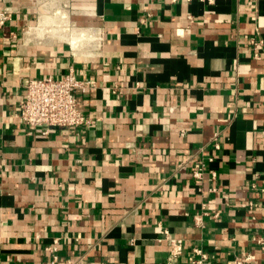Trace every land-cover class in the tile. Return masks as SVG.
Here are the masks:
<instances>
[{"label":"crops","instance_id":"crops-1","mask_svg":"<svg viewBox=\"0 0 264 264\" xmlns=\"http://www.w3.org/2000/svg\"><path fill=\"white\" fill-rule=\"evenodd\" d=\"M0 9V264H44L56 237L77 264H194L195 248L202 264H264V46L250 43L264 45V0ZM70 69L95 81L79 95L90 123L30 130L23 79ZM163 229L182 240L173 263Z\"/></svg>","mask_w":264,"mask_h":264},{"label":"built area","instance_id":"built-area-1","mask_svg":"<svg viewBox=\"0 0 264 264\" xmlns=\"http://www.w3.org/2000/svg\"><path fill=\"white\" fill-rule=\"evenodd\" d=\"M9 19L10 12L7 9H0V26L5 25ZM250 43L254 49V55L260 57L264 46L262 38L257 35L252 36ZM94 84L95 81L91 79L80 78L74 69H70V71L59 77L53 75L43 78L26 77L21 83L23 97L20 101L19 118L30 130L41 128L43 134H49L53 128L74 129L87 126L90 123V117L81 108L79 95ZM118 89L119 87L115 86L114 91ZM215 145L216 147L220 146L218 141H215ZM212 159L210 157V160ZM193 175L196 178H202L203 165L195 168ZM196 222L202 223L200 215L196 216ZM163 233L169 236L168 239L171 244L169 263H173L182 254V240L171 238L168 229H163ZM60 240L59 237H56L53 243L45 247L49 257L44 264H77L76 261L59 253ZM259 242L264 248V238H261ZM195 251L201 258L194 259V264H202L203 260L209 257L200 248H195ZM213 264L222 263L216 260ZM233 264L257 263L253 253L242 252L239 255H235Z\"/></svg>","mask_w":264,"mask_h":264},{"label":"bare ground","instance_id":"bare-ground-1","mask_svg":"<svg viewBox=\"0 0 264 264\" xmlns=\"http://www.w3.org/2000/svg\"><path fill=\"white\" fill-rule=\"evenodd\" d=\"M64 5H65V4H64ZM58 10H59V9H58ZM58 10H57L56 12H58ZM59 11H60V10H59ZM43 13H44V12H43ZM56 14H57V13H56ZM62 14H63V13H62ZM59 15H60V14H59ZM42 16H43V15H42ZM54 16H55V14H54ZM66 16H68V15H66ZM66 16H64V17L66 18ZM48 17H49V16H48ZM52 17H53V16H52ZM57 17H59V16H57ZM53 18H54V17H53ZM41 19H42V18H41ZM43 19H44V18H43ZM43 19H42V20H43ZM50 19H51V17H50ZM55 19H56V18H55ZM58 20H59V18H58ZM58 20H57V21H58ZM61 20H62V19H61ZM39 21H40V20H39ZM48 21H49V20H48ZM50 21H51V20H50ZM50 21H49V22H50ZM62 21H63V20H62ZM62 21H61V22H62ZM66 21H67V19H66ZM44 22H45V21H44ZM51 22H52L53 24L55 23V22H53V21H51ZM62 23H63V22H62ZM45 24H46V23H45ZM47 24H48V23H47ZM68 24H70V23H68ZM68 24H67V25H68ZM43 25H44V23H43ZM63 25H65V24L63 23ZM52 26H53V25H52ZM59 26H60V24H59ZM61 26H62V25H61ZM71 27H72V26H71ZM71 27H70V28H71ZM73 27H74V26H73ZM62 28H63V27H62ZM67 28H68V26H67ZM49 29H50V28H49ZM65 29H66V28H64V30H65ZM39 30H40V29H39ZM37 32H38V31H37ZM37 32H34V33H37ZM32 33H33V32H32ZM37 34H38V33H37ZM40 34H41V33H40ZM72 34H74V33H72ZM41 35H42V34H41ZM41 35H40V36H41ZM43 35H44V34H43ZM73 36H74V35H73ZM80 36H81V35H80ZM91 36H92V35H91ZM94 38H95V37H94ZM70 42L72 43V42H76V41H70ZM94 43H95V42H94ZM73 44H74V43H73ZM78 44H79V43H78ZM76 48H77V47H76Z\"/></svg>","mask_w":264,"mask_h":264}]
</instances>
